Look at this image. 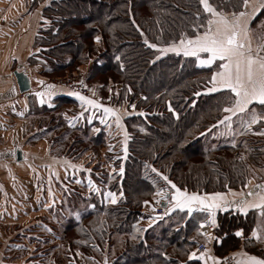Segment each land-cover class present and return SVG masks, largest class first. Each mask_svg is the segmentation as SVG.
<instances>
[{
	"label": "trees",
	"instance_id": "trees-1",
	"mask_svg": "<svg viewBox=\"0 0 264 264\" xmlns=\"http://www.w3.org/2000/svg\"><path fill=\"white\" fill-rule=\"evenodd\" d=\"M211 2L228 12L240 10L233 8L239 0ZM30 6L31 9L40 8L41 21L33 40L34 52L27 63L41 68V78L62 77L70 70L80 74L79 69L84 67L91 97L98 96L108 105L126 108L136 105L135 109L131 108L133 114L124 119L128 133L127 158H124V143L115 144L117 150L107 148L110 152L107 157L114 159L112 163L116 169L112 178L109 179V173L99 162L92 167L95 175L91 178L97 187L104 184L117 194L123 191L124 196L118 198L116 204H106L100 193L90 190L84 181L81 182L82 190L87 193L77 185L63 188L65 199L76 197L80 203L61 202L62 212L56 216L59 241L73 252L90 250L88 254L83 253L89 264L90 257L99 260V264H105V260L107 264H180L187 261V252L198 245L191 238L196 237L199 244H204L196 228L205 214L194 213L188 217L177 210L168 216L162 215L163 219L149 227V218L153 216L142 217L141 210L151 212L154 209L158 188L169 192L172 189L151 172V168L145 169V162L167 175L178 187L201 193L227 192L228 188L240 191L244 184L264 171V136L256 134L264 130V124L253 125L252 131L243 134L234 131L220 135L224 126L212 127L225 115L222 108L230 95L227 90L206 92L211 86L208 79L216 68L200 67L195 57L171 52L156 59L159 51L144 43L147 37L149 44L165 47L173 41L178 42L181 34L192 36L193 25L205 23L202 6L198 0H31ZM197 12L201 13L199 20ZM261 21H264V8L255 18V23ZM97 35L101 37L99 43L95 40ZM197 92L199 96L195 95ZM69 95L55 98L59 104L54 103V99L52 104L41 106L31 102L28 119L38 128L31 138H44L53 149L64 147L69 157H77L95 149L102 131L93 137L92 130L68 125L70 112L66 108L78 106L75 98ZM251 107L264 109L260 105ZM94 111L97 120L103 116ZM140 112L144 115H139ZM237 119L233 117L234 130L240 127ZM58 150L56 153H63ZM241 155L245 157L243 161L239 159ZM121 165L125 169L122 176L119 173ZM145 200L149 201L147 205L143 203ZM65 206L69 207L68 213H65ZM75 211L80 213L79 220L73 216ZM246 218L253 220L254 214ZM217 219L219 227L215 228L214 235L222 236L225 232L229 235L222 244L211 242V247L214 255L226 257L238 242L234 239V231L244 223L240 215H233V212H219ZM136 227L145 231L138 233ZM35 243L30 255L25 257L26 264H45V258L37 252L42 247L39 242ZM92 251L100 255L93 257ZM164 253L169 259H165ZM50 257L48 255L47 259Z\"/></svg>",
	"mask_w": 264,
	"mask_h": 264
},
{
	"label": "snow or ice",
	"instance_id": "snow-or-ice-1",
	"mask_svg": "<svg viewBox=\"0 0 264 264\" xmlns=\"http://www.w3.org/2000/svg\"><path fill=\"white\" fill-rule=\"evenodd\" d=\"M198 2L202 6L203 13L206 14L203 17L205 23L193 25L195 31L192 36L181 34L178 42L173 41L165 47H159L156 43L149 44L147 37H145L144 43L150 48L159 51V56L156 59L171 52L176 55L183 54L184 57H195L198 66L210 67L216 64L217 70L213 71L210 79H208V84L211 86L206 88V92L214 93L227 90L230 95L228 96L227 105L222 108V112L225 115L218 119L212 127L216 128L218 125L224 126V132L219 133L220 135L232 134L234 131L236 134L250 132L253 130V125L264 124V111L258 112L255 107H250L253 104L264 107V21L258 25L259 30L253 29L250 26L255 12L260 8H264V4H261L259 8H253L250 13L248 6L251 0H239V4L233 5V8L239 7L240 10H233L231 12L225 11L224 7L219 4H213L211 0H198ZM196 15L199 20L201 13L197 12ZM132 23L135 24V20ZM201 28H203V31H200ZM141 34L143 35V33ZM95 40L99 43L101 37L97 35ZM36 51L39 52L40 49H36ZM116 59L119 60L120 57H116ZM120 67L123 68V65L121 64ZM39 83L43 85L44 81L41 80ZM79 83L84 85L83 80L79 81ZM84 86L87 87V85ZM54 87L55 85H47L48 89ZM109 91L111 92L112 89L109 88ZM127 91L130 92L131 88L127 89ZM69 94L75 96L82 106L103 109L104 117L100 121L102 124H106L107 118L112 117L115 120L116 126L122 127L121 109L105 106L98 100L82 95L80 92ZM45 95V92L36 93V96L40 97L41 104L45 103ZM47 95L51 98L52 93L48 92ZM93 95H95L94 92ZM195 95L199 96L200 93L197 92ZM131 108L135 109L136 105H131ZM169 109L171 110L170 104ZM124 114H129L126 108H124ZM80 115H83V113ZM139 115H144V113L140 112ZM233 117H238L236 122L240 126L235 130L233 129ZM77 118L73 117L72 119L75 120ZM91 120L92 117H88L89 123ZM143 130L141 129V131ZM256 134L264 136V130ZM124 136L123 151L124 158L126 159L128 152V133L126 131L124 132ZM233 146H235V141H233ZM239 159L243 161L245 157L241 155ZM144 166L145 169L151 168V172L156 173L172 189L171 192H168L164 188H158L155 192V196L159 197L156 200L157 204H160L161 200L168 201L164 216H168L177 210L185 213L188 217H192L194 213L205 214L203 219L199 220L196 228L197 236L204 238V245L202 248L189 250L187 252V261H181L180 264H188V262H198V264H210V262L211 264H228L229 257L216 256L212 253V249L207 246L213 241L217 244H222L224 239L229 235V233L225 232L222 236H216L212 231L208 230L209 228L215 229L219 227L218 212L227 213L233 210L238 214L247 216L250 210H257L259 214L258 219L256 226L250 230V235L246 236L243 228L236 229L233 235L236 238L243 239L245 246L251 244L253 240L264 243V181L252 185L251 180H249L243 186L247 191L241 190L240 192H236L225 184V187L228 188L227 192H190L187 188L178 187L167 175L147 162H145ZM72 167L76 166L73 165ZM88 171L90 172L91 169H88ZM112 171L115 172L116 169L113 168ZM124 171L125 169L121 165L119 168L121 176L124 174ZM111 178L112 175L109 173V179ZM153 183L155 184L156 181L153 180ZM88 184L90 190L101 192V189L95 186L91 178H89ZM102 195L110 203L116 204L118 198H122L124 193L120 191L117 194L109 190L102 193ZM229 196L231 199H229ZM143 203L147 205L149 201L145 200ZM90 207L94 208L95 206L90 205ZM76 218L77 220L80 219V213H76ZM149 219L151 221L149 227H151L152 223L163 219V216L156 215ZM135 231L139 233L145 230L136 227ZM133 238L135 239V236ZM191 239L194 243H200L196 237H192ZM16 247L20 246L17 245ZM77 255H81V253L77 252ZM163 255L165 259H169L166 253ZM89 259L94 258L90 257ZM231 259L235 264H264V257L252 255L243 248L233 252ZM105 264H107V260H105Z\"/></svg>",
	"mask_w": 264,
	"mask_h": 264
},
{
	"label": "crops",
	"instance_id": "crops-1",
	"mask_svg": "<svg viewBox=\"0 0 264 264\" xmlns=\"http://www.w3.org/2000/svg\"><path fill=\"white\" fill-rule=\"evenodd\" d=\"M30 3L31 0H0V225L4 224L10 226L9 230H6V235L9 236H4V239L17 238L19 240V238H24V234L26 233L30 235V232L35 230L29 231L28 227L35 224V221L38 219L36 217H39L40 221L39 224L36 223L38 225L35 224V227H37L38 230H36L37 233L40 231H48L45 223L48 222L49 224H55L57 222L56 216L58 212L59 214L62 212L61 197L63 188L65 189V187L77 185L79 186V190H81L83 193H87V190H82L81 182L84 181L85 186L89 187L88 180L95 175V169L92 167L96 162H99L101 164V168L105 169L106 172L111 174L115 173L112 171L114 168L112 161L114 159L107 157V153H110L107 148H112L113 145L123 143L125 141L124 119L127 115L133 114L131 106L126 108V106L123 105L114 106L103 104L105 106L121 109L122 127H117L115 120L112 117L107 118L106 124H102L100 122L101 118L104 117L103 109H95L91 108L90 106L82 105L68 106L66 109L70 113L68 114L67 120L71 121V123L68 125L74 124L73 127L78 126L77 128L80 130L87 128L89 132L92 130L91 133L93 137L102 131L101 139L99 138V144L95 147V149L93 151L87 150L77 157H69V155L65 153L66 151L63 153H56L58 148L56 147L53 149L49 141H46L44 138L43 140H39L35 143H30V139L33 135L27 134V127L25 126L28 120L30 102H33L37 106L42 105L40 103V97L36 96L37 92L46 93L44 97V104H47L49 101L59 97L55 93L56 89L47 88V85L49 84L44 82V84L41 85L39 83L42 78L39 76L41 70L38 68V66H29L27 63V59L34 52L33 40L41 21L40 8L31 9ZM261 4H264V0H251L248 6V11L251 13L253 8H259ZM261 9L262 8L255 12L250 25L256 30H259L258 25H260L262 22L255 23V18ZM210 67H215L217 70L216 64ZM17 69L18 71H24V73L31 80V85L34 92L30 93L28 96L21 95L18 92L16 81L13 75ZM48 92L52 93L51 98L48 97ZM253 105H250V107ZM124 108L127 109L129 114H124ZM93 109L101 112L103 116L98 118V120L97 118H94L96 114ZM81 113H83V115H80ZM73 117L78 118L73 120ZM88 117H92L90 123L88 121ZM109 125L111 126L109 127ZM100 127H102L101 130ZM75 133L78 134V132ZM17 149L21 151L20 161H17L15 157V152ZM28 151H32L34 154L36 153L37 155L32 156L34 159L37 158L39 162L47 161V164L52 162V166L50 168H52L53 172V185H59L58 187L61 193L58 202H51L49 205L43 204L41 202L37 204V211L43 212L40 216H38L39 214L36 216L35 213H33L31 216V212L27 207V202L29 201L27 198L28 186L26 183L22 182L21 185H14V179H16L17 176L27 175L26 171L29 168L27 165H29L28 163L30 155L28 154ZM73 165L76 167H72ZM88 169H91V171L89 172ZM42 170L44 172L47 171L46 169ZM50 177V175H47L46 179ZM7 179L9 181L8 183ZM262 181H264V171L258 178L251 179L252 185L261 183ZM5 184H8V186ZM95 186L97 187V185ZM98 187L101 189V192L97 193H100L101 199H103L104 203L112 204L102 195V193L109 191L106 185L102 184ZM242 190L247 191L246 188ZM14 193H21V197L16 195L14 196ZM156 198L159 199V197ZM229 199H231L230 196ZM163 202L168 204L167 200H161V203L156 204L155 207L161 206ZM52 206L54 209L53 211H50ZM33 212H35V207L33 208ZM229 212H233V215L236 216L240 215L244 223V226L240 228L244 229L246 236L250 235V230L256 226L259 215L258 211H249L248 215L252 213L254 214L253 220L246 218L248 215L243 216L233 210H230ZM45 213H48L50 216H43ZM149 214L150 213L147 209L141 210L142 217L149 216ZM142 217H140L139 221L142 220ZM12 228L14 230H12ZM208 230L212 231L214 234L215 229L209 228ZM41 239L42 237L37 239L29 237V247H26V245H23L22 247L25 249H31L32 251L34 249V244H36L35 242H40ZM234 239L238 242L233 247V251L229 254V256H231L233 252L239 251L241 248H243L252 255L264 257V243L253 240L251 244L245 246V241L243 239L236 237H234ZM40 246L42 247L43 245ZM207 246L212 249L211 243H209ZM18 248L17 250L19 251V254L22 250ZM31 251L25 252V257H28ZM19 257L23 258L24 261L20 263L15 262V264H26L25 257L22 254Z\"/></svg>",
	"mask_w": 264,
	"mask_h": 264
},
{
	"label": "rangeland",
	"instance_id": "rangeland-1",
	"mask_svg": "<svg viewBox=\"0 0 264 264\" xmlns=\"http://www.w3.org/2000/svg\"><path fill=\"white\" fill-rule=\"evenodd\" d=\"M83 68L84 67H82V69L81 68L79 69V71H80L79 73L82 75H86L87 69H83ZM39 69L41 70L40 67H39ZM66 74L68 76L77 75V72H72V70H70ZM67 75H64V76H67ZM52 78H58V77H46V78H42V79L47 84H50L49 80ZM54 89H56L55 93L58 96L66 95L67 93L69 94V92H70L69 90H67L65 88L57 87V86H55ZM72 97L75 98L77 105H81V102L75 96H72ZM91 98L97 99L101 104L108 105L106 102L101 101L98 96L97 97H91ZM52 101H49V103L52 104ZM54 103L59 104L60 102L59 101L56 102L54 99ZM30 104H31V102H30ZM29 110H30V105H29ZM60 110H63V108L61 107ZM257 111L261 112V111H264V109H262V110L259 109ZM17 117H15V118H17ZM111 121L114 122L113 120H111ZM25 126L27 127V132H28L27 134L28 135L37 134V132H38L37 125L34 126L31 119L27 120ZM56 133H58V131H56ZM53 138H55V133L53 135ZM39 140H43V138H41V139L31 138L30 143H35ZM46 141H48V140H46ZM113 147H115V146H113ZM117 147H118V145H117ZM63 149H64V147H61V149H59V150L62 152ZM118 149H120V148H118ZM116 150H117V148H116ZM28 154H30V155H29V163H28L29 165H27L29 168L26 171L27 175L17 176L16 179H14V185H21L22 182L26 183V185L28 186L27 198L29 201V202H27L28 203L27 207L31 212L30 213L31 216L33 215V213H35L36 216L38 214H39L38 216H40L43 212L37 211V204H39V202H41L43 204L49 205L51 202H53V203L58 202L61 193L59 191V187H58L59 185L58 186L53 185V183H54L53 182L54 178L52 177L53 172H52V168H50L52 166V162H49L48 164H47V161L46 162H39L37 160V158L34 159V157L32 156V155H37L36 153L34 154L32 151H28ZM30 156H31V158H30ZM42 169H46L47 171L44 172ZM49 170H51V171H49ZM47 175H50L51 177L46 179ZM8 182L9 181L7 179V183ZM5 185L8 186V184H5ZM25 189H26V187H25ZM50 191H51V195H50ZM15 195L21 197V193H14V196ZM62 201H63V203H65V201H66L67 205L68 204L75 205V203H80L76 197H74V198L67 197L65 199V197L63 195L61 197V202ZM72 202H73V204H72ZM34 207H35V212H33ZM53 209L54 208L52 206L50 208V211H53ZM64 209H65V213H68L69 207L65 206ZM76 213H78V211H75L73 213V216L75 218H76ZM58 214H59V212H58ZM44 215L50 216L48 213L43 214V216ZM36 218H38V219L35 221V224L36 223L39 224L40 223L39 217H36ZM52 218H54V217H52ZM35 224L30 225L28 227L29 231H31V230H35V231H31L30 235H28L27 233L24 234V238H19V240L17 238H5L4 239V236H9V235H6V230L7 229L9 230L10 226L4 225V224L0 225V264H15V262L16 263L23 262L24 261L23 258H20L19 256L22 254L25 257L24 253L27 251L28 252L31 251V249H27V248L25 249L22 247L23 245H26V247H29V242H28L29 237L36 238V239L42 237V239L39 242V245H43V246H42V248L37 249V252L41 253V256L43 255V257L46 260L45 264H89L88 262H86L84 260V254L83 253L88 254L90 250H81L83 253L79 252V253H81V255H77L76 252H78V251L73 252V250L68 249L67 246L62 245V243L59 241L61 235H60V228H58V222L55 224H49L48 222H46L45 226L48 228V231H44V232L40 231L38 233H37V231H38L37 227H35L38 224H36V225ZM40 225H42V224H40ZM49 229H50V231H49ZM12 230H14V229L12 228ZM44 239H46L47 242L44 241ZM17 245H19L21 248L16 247ZM44 245H47V246H44ZM17 248L22 250L19 254H18L19 251L17 250ZM48 255H51V257L47 259ZM90 255L95 257L96 255H100V253L98 251L97 252L92 251L90 253ZM102 256H104V254ZM88 260L90 261L91 264H99V260H94V259H88Z\"/></svg>",
	"mask_w": 264,
	"mask_h": 264
},
{
	"label": "built area",
	"instance_id": "built-area-1",
	"mask_svg": "<svg viewBox=\"0 0 264 264\" xmlns=\"http://www.w3.org/2000/svg\"><path fill=\"white\" fill-rule=\"evenodd\" d=\"M83 80L84 81V85L86 84L85 81V75L82 74H78L77 75H71V76H63V77H58V78H52L49 80V83L51 85H55L57 87H62L65 88L67 90H69L70 92H80L82 95L91 97L92 96V92L91 90L87 87H85L84 85H82L81 83H79V81ZM155 211L152 212L153 215H160L162 216L165 212V209H163L160 206H157L154 208ZM145 212V211H144ZM140 219V217H139ZM204 244H198L196 248H202ZM229 257L228 260V264H235V262L231 259V256H226Z\"/></svg>",
	"mask_w": 264,
	"mask_h": 264
},
{
	"label": "water",
	"instance_id": "water-1",
	"mask_svg": "<svg viewBox=\"0 0 264 264\" xmlns=\"http://www.w3.org/2000/svg\"><path fill=\"white\" fill-rule=\"evenodd\" d=\"M13 75H14V78H15V81H16V85H17L18 92L21 95L28 96L30 93L34 92V90L32 89L31 80L24 73V71H20V70L18 71V69H17L14 72ZM20 156H21V151L17 149L16 152H15V157H16V160L17 161H20L21 160V157ZM161 206L165 208L166 203L163 202L161 204Z\"/></svg>",
	"mask_w": 264,
	"mask_h": 264
}]
</instances>
